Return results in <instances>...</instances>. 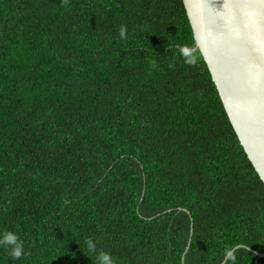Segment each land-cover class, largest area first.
<instances>
[{
    "label": "trees",
    "instance_id": "obj_1",
    "mask_svg": "<svg viewBox=\"0 0 264 264\" xmlns=\"http://www.w3.org/2000/svg\"><path fill=\"white\" fill-rule=\"evenodd\" d=\"M4 230L26 254L0 264H95L86 239L115 264H222L237 246L235 264H264V185L182 0H0Z\"/></svg>",
    "mask_w": 264,
    "mask_h": 264
},
{
    "label": "water",
    "instance_id": "obj_2",
    "mask_svg": "<svg viewBox=\"0 0 264 264\" xmlns=\"http://www.w3.org/2000/svg\"><path fill=\"white\" fill-rule=\"evenodd\" d=\"M182 4L195 49L207 66L240 146L264 185V0H182ZM233 6L239 9L238 17ZM254 12L260 15L252 25ZM197 36L202 44L197 43ZM192 232L190 224V238ZM239 248L245 247L234 250ZM255 255L264 258V254Z\"/></svg>",
    "mask_w": 264,
    "mask_h": 264
},
{
    "label": "clouds",
    "instance_id": "obj_3",
    "mask_svg": "<svg viewBox=\"0 0 264 264\" xmlns=\"http://www.w3.org/2000/svg\"><path fill=\"white\" fill-rule=\"evenodd\" d=\"M61 3L67 6L68 0H61ZM119 38L121 40L126 39V27L124 25H121L119 28ZM196 39L198 44L203 43L200 36H197ZM174 47L185 64L195 65L197 63V58L192 47L188 45H175ZM84 244L90 253L95 254V264H115L112 256L104 250H98L91 239H86ZM0 248L6 249L12 260H18L26 254L23 248V242L14 232L8 230L0 231ZM235 260V250L225 249L222 264H228L229 261L235 264Z\"/></svg>",
    "mask_w": 264,
    "mask_h": 264
},
{
    "label": "snow or ice",
    "instance_id": "obj_4",
    "mask_svg": "<svg viewBox=\"0 0 264 264\" xmlns=\"http://www.w3.org/2000/svg\"><path fill=\"white\" fill-rule=\"evenodd\" d=\"M248 7H253V6H252V5H248ZM233 12H234V15H235L236 17L239 16V9H238L237 6H233ZM258 15H260V13H258V12H254V13H253L252 20L250 21V23H251L252 25H255V23L257 22L256 17H257Z\"/></svg>",
    "mask_w": 264,
    "mask_h": 264
}]
</instances>
